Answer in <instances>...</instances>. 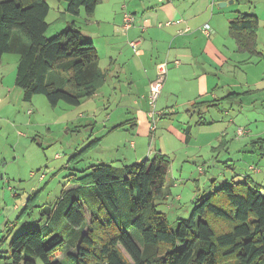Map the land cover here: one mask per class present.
<instances>
[{"label":"trees","instance_id":"trees-1","mask_svg":"<svg viewBox=\"0 0 264 264\" xmlns=\"http://www.w3.org/2000/svg\"><path fill=\"white\" fill-rule=\"evenodd\" d=\"M98 3L66 0L65 12L77 16L83 10L90 17ZM48 13L45 0H0V58L18 57L15 86L23 101L30 103L42 95L53 108L59 103L78 107L105 84L107 74L99 66L93 41L83 36L74 21L46 37ZM256 27V18L248 15L229 23L239 49L252 55L248 42L254 41ZM233 95L223 100L231 102ZM260 142L264 139L252 144ZM154 156L140 163L92 165L81 179L70 175L72 186L55 205L40 207L42 225L23 228L13 236L8 264H126L118 246L132 264H221L230 257L236 264H264V192L259 184L231 178L229 184L192 200L189 217L179 218L173 228L156 204L157 197L166 196L170 160L166 155ZM85 210L90 222L105 233L97 248L90 234L79 233L86 223ZM131 233H138L140 243ZM75 239L76 251L68 252L64 261L55 260Z\"/></svg>","mask_w":264,"mask_h":264},{"label":"crops","instance_id":"crops-1","mask_svg":"<svg viewBox=\"0 0 264 264\" xmlns=\"http://www.w3.org/2000/svg\"><path fill=\"white\" fill-rule=\"evenodd\" d=\"M222 3H225V6H222ZM230 4H235L237 9L222 10ZM215 6L220 11H215ZM243 6L247 10H244ZM125 13L134 17V26L128 30L122 28ZM68 15H64L63 18L67 21H62L61 25L65 26L69 23L68 19L73 17L80 18L86 26V30L78 26L81 33H85L86 36L91 35L93 44H98L96 48L102 51L103 58L108 59L109 69L105 70L106 82L91 98L104 97L102 88L106 86L108 78L117 79L119 82L121 73H123L124 83L129 85L128 90L131 91L132 88L138 90L141 87V93H144L141 97L142 103L133 101L128 104L125 111L130 109L133 111L130 119L119 124L114 122L111 128L103 126L107 136L116 130L124 129L126 124L133 127L135 134V143L131 142V147L134 146L133 152L128 153L125 149L124 161L140 163L157 153L166 155L169 160L170 155H174L173 159H177L175 152H182L189 148L193 129L201 138L195 140L194 147L211 145L215 137H221L230 126L248 129L246 134L240 136L237 141L236 151L238 152L244 150V145H241L242 138L255 136L257 137L254 138L255 140L264 139V0H167L164 2L134 0L128 7L124 6L121 11H96L95 9L90 17H87L84 11H80L77 16ZM241 15L253 16L257 20L254 41L248 42V46L254 49L253 55L240 50L237 39L230 32L229 23ZM160 23L161 27L158 26ZM205 24H208L211 29L210 37L203 35L200 30ZM186 28L189 29L187 32L178 34ZM59 29L56 28V31ZM132 42H139L135 49L130 45ZM7 56L0 58V124L3 123L2 126H4L12 119L18 123L22 121L20 126L29 125L27 126L29 128L28 122L31 119L27 113L31 111L27 110V113L22 111L25 105L20 103L22 96L20 97V92L15 86L18 57L16 56L15 59ZM175 60L179 61L178 66H174ZM118 61L123 67L121 72H114V65H117ZM160 62L168 63L169 69L156 101L160 116L157 117V130L152 133L154 136H151L148 132L150 119L147 96L149 85L155 79L156 65ZM14 92H17L15 103L11 97ZM231 94H237L229 98L231 102L223 100ZM33 101L34 97L30 102L31 106ZM212 102L214 106L209 105ZM193 103H198L199 106L193 108L191 106ZM244 107L249 109L245 119L241 115ZM180 109H183L189 118L195 117L194 121L190 124L178 122ZM209 109L215 110L216 116L207 118L206 113L210 112ZM255 110L256 113L253 112ZM249 112L252 114L249 115ZM80 115L82 114H79V117ZM163 119L167 121H161ZM12 130L10 129L11 133H13ZM184 134L188 136L187 142L183 141ZM18 136L22 134L18 133ZM157 136L155 149L152 150L151 140L156 139ZM129 137L130 135L125 137V141ZM21 138L27 139V137ZM175 138L181 144L180 147H173L174 143L170 147L172 141L176 142ZM254 139L250 140L252 141L249 144L250 149L253 148ZM20 140L16 139L15 148ZM263 145L264 142H260L259 148H263ZM194 156L196 157L194 154L180 156L179 162ZM0 161L3 165L8 163L7 159L1 155ZM106 161L110 163V159ZM121 163L118 162V164ZM169 171L170 168H168L166 180ZM251 172L252 174L260 173L259 171L255 173L253 170ZM6 175L0 167L1 206L6 198L17 196L9 185L8 179L5 178ZM39 179L42 181L43 176ZM164 191L167 198L170 192L167 188L165 189V186ZM180 199L181 197L178 196L177 202Z\"/></svg>","mask_w":264,"mask_h":264},{"label":"rangeland","instance_id":"rangeland-1","mask_svg":"<svg viewBox=\"0 0 264 264\" xmlns=\"http://www.w3.org/2000/svg\"><path fill=\"white\" fill-rule=\"evenodd\" d=\"M45 1L49 6L46 21L50 25L45 35L47 38H51L65 27L61 25L63 24L61 22L67 21V19L64 20L63 18L64 15H68V13L64 12L66 0ZM132 1L134 0H99L96 11H121L124 6L128 7ZM214 9L215 11H220L217 6ZM233 9H237L235 4L222 8L224 11H232ZM243 9L247 10L245 6H243ZM123 10L125 11V9ZM70 20L68 19L69 22L77 21V26L86 30V26L80 18L73 17ZM56 28L60 29L56 31ZM83 36L91 39V35L86 36L83 33ZM97 45L94 44L95 48ZM96 50L100 58V68L103 70L109 69L108 59L103 58L102 51L97 48ZM7 57L16 59V55H8ZM114 67V72H121L123 66L118 61V64L114 65ZM122 74L119 77L121 78L119 82H117V79L108 78L106 86L102 88L103 93H105L104 97L96 99L91 98V96L84 99L78 107L59 103L53 108L42 95L34 96L32 106L20 98V103L25 105L22 111L26 113L27 110L31 111L27 113V116L31 119L28 122L30 127L28 128L27 126L29 125L24 124L20 126L22 121L18 123L12 119L4 126H2L3 123L0 124V155L6 158L8 162L3 165V162L0 161V167L2 172L7 174L5 178L8 179L9 185L17 195L14 198H6L2 206L0 203V242L3 237H6L0 244V264L11 262L8 252L9 243L15 234L23 228L42 225L44 220L43 222L39 221L40 207L55 205L62 192L72 186L70 175L75 179H81L89 173L90 166L100 163L112 166L119 165L118 162H122L121 164L136 163L135 161H124L123 153L126 150L128 153L133 152L132 148L134 146L131 147V142L135 143L133 127L130 124H126L124 129L116 130L110 136L106 135V129L103 127L105 125L111 128L114 122L119 124L127 121L133 116L132 109L125 111L128 104L133 101L143 102L141 100V97L144 96V93H141L142 88L128 90L129 85L124 83ZM16 89L20 92L21 97L22 92L19 88ZM11 97L15 103L17 92H14ZM209 110L210 112L206 113L207 118L216 116L215 110ZM248 110L247 107H244L241 114L243 119H245ZM155 111L157 112V103ZM179 112L178 122H189L190 124V122L194 121L195 117L189 118L183 112V109H180ZM253 112L256 113V110ZM79 114H82L80 115L81 117H79ZM251 114L252 112H249V115ZM25 119L27 120L28 118ZM222 119L224 120V116ZM161 121L167 120L163 119ZM157 126L156 124V130ZM10 129H13V133L10 132ZM238 129L245 128L230 126L221 137H215L211 145L202 147H194L195 140L200 137L198 132L193 129L190 138L192 142L189 145L187 144L189 148L182 150V152H175L177 159H173L174 155H170L169 178L167 177L165 182V189L167 188L170 194L167 198L166 196L164 198L157 197L156 204L157 210L166 215L171 227H175L179 218L189 217L192 211L191 200H197L202 196L213 193L223 185L229 184L231 178H233L234 182H249L247 179L249 178V180L259 184L264 192V145L263 148H259L260 144L253 145V148L250 149L249 144L252 142L250 140L257 137H244L242 138L244 142L242 141L241 143V145H244V150L236 151L237 141L240 139V136L236 135ZM148 132L149 135L154 136L151 132V123L148 124ZM18 133L22 134V136H18ZM128 135L130 137L125 141V137ZM21 137H27V139ZM187 138L188 136L184 134L183 141L187 142ZM16 139L21 140L15 148ZM97 139H100V141H95ZM153 139L150 146L152 150L155 149V141L158 140V136ZM175 139L176 142L172 141L170 147L173 143V147H180L181 144L178 139ZM98 142L99 145L97 144ZM213 147L216 149H212ZM82 151L83 153L79 157L78 154ZM191 154L196 155V157H191L189 160L183 159L182 162H179L180 156ZM73 156L74 159L70 161ZM150 156L151 158L155 157ZM109 159L110 163L106 161ZM114 159L120 161H111ZM250 166L257 169L260 173L252 174L248 169ZM41 176H43L42 181L39 179ZM178 196L181 197L179 202L176 200ZM32 198L33 201L30 203L32 206L23 215L24 206ZM85 219L86 223L79 233L90 234L97 248L105 233L97 223L90 222L88 212L85 213ZM11 225H13V228L9 233L10 235L7 236ZM131 234L140 243L138 233ZM67 238L69 240V237ZM77 246L78 239H75L71 244L67 242L65 251L58 252L54 259L64 261L67 253L75 252ZM94 252L98 251L94 250ZM118 252L126 264H132L120 246H118ZM236 261V259L230 257L221 260V264H236ZM36 264L39 263L37 262Z\"/></svg>","mask_w":264,"mask_h":264},{"label":"built area","instance_id":"built-area-1","mask_svg":"<svg viewBox=\"0 0 264 264\" xmlns=\"http://www.w3.org/2000/svg\"><path fill=\"white\" fill-rule=\"evenodd\" d=\"M162 2L167 0H160ZM165 25H168V23H165ZM132 26H134V17L131 14L125 13L122 19V28L124 30L130 29ZM159 27L162 26V24H158ZM189 29H183L178 32V34H184ZM203 35L206 37H210L211 35V29L208 24L203 25L200 28ZM139 42H132L130 45L133 49L137 47ZM179 61H174V66H178ZM169 65L166 62H160L156 65V77L155 79L150 83L149 85V95L147 97V103L148 107H150V110L148 112V118L150 119L151 123V132L155 133L156 131V124H157V117L160 116V113L155 111V105L156 101L160 95L161 89L163 87V84L165 82L167 73H168ZM245 133L244 129H238L237 136H243ZM133 147V145H132ZM250 170H254L252 167H250Z\"/></svg>","mask_w":264,"mask_h":264},{"label":"water","instance_id":"water-1","mask_svg":"<svg viewBox=\"0 0 264 264\" xmlns=\"http://www.w3.org/2000/svg\"><path fill=\"white\" fill-rule=\"evenodd\" d=\"M221 6V5H220ZM222 6H225V3H222Z\"/></svg>","mask_w":264,"mask_h":264}]
</instances>
